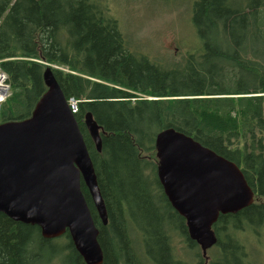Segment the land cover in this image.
<instances>
[{
    "label": "trees",
    "instance_id": "16d2710c",
    "mask_svg": "<svg viewBox=\"0 0 264 264\" xmlns=\"http://www.w3.org/2000/svg\"><path fill=\"white\" fill-rule=\"evenodd\" d=\"M190 10L200 50L162 63L128 48L108 0H0L9 85L0 123L31 114L45 72L76 100L107 213L103 225L81 181L101 264H264V0H192ZM168 128L235 163L254 192L252 204L218 216L206 256L157 179L155 135ZM0 264L85 262L67 232L44 239L37 226L0 212Z\"/></svg>",
    "mask_w": 264,
    "mask_h": 264
},
{
    "label": "water",
    "instance_id": "95a60500",
    "mask_svg": "<svg viewBox=\"0 0 264 264\" xmlns=\"http://www.w3.org/2000/svg\"><path fill=\"white\" fill-rule=\"evenodd\" d=\"M43 79L47 89L31 114L0 123V212L37 226L44 239L67 232L85 264H101L99 230L80 185L106 225L94 167L59 85L49 72ZM85 124L100 151V130L90 113ZM154 145L162 191L206 256L216 242L212 225L218 216L249 206L254 192L235 163L191 136L168 128L157 132Z\"/></svg>",
    "mask_w": 264,
    "mask_h": 264
},
{
    "label": "rangeland",
    "instance_id": "374dc122",
    "mask_svg": "<svg viewBox=\"0 0 264 264\" xmlns=\"http://www.w3.org/2000/svg\"><path fill=\"white\" fill-rule=\"evenodd\" d=\"M191 1L108 0L110 15L116 18L128 48L162 63L179 61L182 54L201 48L190 22Z\"/></svg>",
    "mask_w": 264,
    "mask_h": 264
},
{
    "label": "built area",
    "instance_id": "2783aa9c",
    "mask_svg": "<svg viewBox=\"0 0 264 264\" xmlns=\"http://www.w3.org/2000/svg\"><path fill=\"white\" fill-rule=\"evenodd\" d=\"M8 93H9V85L7 83L6 75L0 70V103H2L5 100ZM67 103L71 113L73 114L76 113L77 111L76 100L70 98L69 100H67Z\"/></svg>",
    "mask_w": 264,
    "mask_h": 264
},
{
    "label": "bare ground",
    "instance_id": "6f19581e",
    "mask_svg": "<svg viewBox=\"0 0 264 264\" xmlns=\"http://www.w3.org/2000/svg\"><path fill=\"white\" fill-rule=\"evenodd\" d=\"M3 72V71H2ZM4 73V72H3Z\"/></svg>",
    "mask_w": 264,
    "mask_h": 264
}]
</instances>
